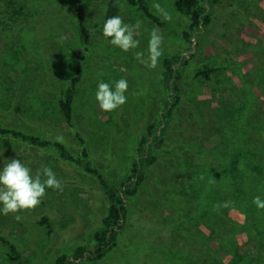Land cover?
Here are the masks:
<instances>
[{
  "label": "rangeland",
  "instance_id": "obj_1",
  "mask_svg": "<svg viewBox=\"0 0 264 264\" xmlns=\"http://www.w3.org/2000/svg\"><path fill=\"white\" fill-rule=\"evenodd\" d=\"M144 1L163 25L126 0H84L91 34L85 45L74 0H0V124L59 142L73 155L86 149L90 164L118 185L147 127L163 126L172 93L163 81L164 58L178 55L175 67L186 59L176 80L180 104L164 131L153 133L164 138L162 145L152 136L145 144L157 160L137 193L125 198L117 246L101 260L78 264H263L264 209L252 198H264V0H198L212 21L190 41L183 36L190 18L173 0ZM116 15L129 25L140 22L137 49L122 52L101 35L97 26ZM153 28L164 42L150 68ZM137 51L145 52V63ZM79 62L68 125L59 100ZM208 67L216 68L210 80L195 76ZM120 78L129 84L127 103L101 111L96 84ZM10 158L33 174L51 167L63 189H47L32 210L0 214V233L15 243L24 264H55L78 246L91 251L107 206L96 176L62 160L53 145L0 135V166ZM0 264H9L1 245Z\"/></svg>",
  "mask_w": 264,
  "mask_h": 264
},
{
  "label": "trees",
  "instance_id": "obj_2",
  "mask_svg": "<svg viewBox=\"0 0 264 264\" xmlns=\"http://www.w3.org/2000/svg\"><path fill=\"white\" fill-rule=\"evenodd\" d=\"M129 4L137 6L142 10L143 14L153 23L163 25L164 23L150 10L144 0H126ZM77 25L83 37L84 44L90 41V30L86 22V5L84 0H74ZM173 8L190 18L188 31H184V39L190 41L192 34L207 29L211 23V16L204 11V8L198 3V0H173ZM180 61L178 55L164 58L163 60V81L167 87L172 88L170 99L166 102V107L162 113L160 124L161 128L155 125H149L146 133L139 139L137 145V156L131 161L130 173L118 185H112L105 176H103L88 160V152L83 149L79 155L70 153L64 145L59 142H53L39 136L25 133L23 131L7 128L0 124V135H9L13 138L20 139L32 145L45 147L53 145L58 149L59 157L64 161L74 162L76 165L82 166L85 171L93 173L104 191L107 200L106 214L102 217L100 227L94 233V245L91 251L85 246L76 247L70 255L60 254L55 260V264H78L83 258L88 260H101L109 251L117 246V236L123 228L127 219L128 207L125 202L127 196H133L137 193L143 181L147 177V169L156 162L157 155L152 151L150 145L145 147L149 138L155 137L157 145L160 147L164 142L162 136L153 134L155 131H164L168 125L175 110L181 101L180 88L176 84V80L182 75L181 68L187 62L185 59L179 66L175 67ZM216 71L214 67L199 69L195 76H202L206 80L212 78ZM82 68L80 62L77 63L76 74L71 77L69 86L59 100V107L63 118L68 125L72 124L73 101L76 91V85L80 80ZM41 222L47 223V219L42 218ZM0 245L4 252V256L9 264H24L21 252L15 243L5 234L0 233ZM264 264V263H263Z\"/></svg>",
  "mask_w": 264,
  "mask_h": 264
},
{
  "label": "clouds",
  "instance_id": "obj_3",
  "mask_svg": "<svg viewBox=\"0 0 264 264\" xmlns=\"http://www.w3.org/2000/svg\"><path fill=\"white\" fill-rule=\"evenodd\" d=\"M97 27L108 43L122 52L127 53L137 49L140 45V41L134 38V33L141 27L139 21L134 25H129L123 22L120 15H116L104 19L102 26ZM163 42L164 37L159 29L153 28L149 33L146 48L148 67L157 66L163 55ZM144 55L143 51L135 53L137 60L141 63H145ZM128 89L129 84L125 78L112 82H98L94 93L97 107L103 112H113L121 108L127 103ZM6 160L8 162L0 166V214L8 215L32 210L42 203L47 189L63 190L61 180L57 178L51 167L44 166L33 174L32 169L22 163L19 158ZM252 203L257 209H264V198L261 195H255ZM16 219L19 220L20 216L17 215Z\"/></svg>",
  "mask_w": 264,
  "mask_h": 264
}]
</instances>
